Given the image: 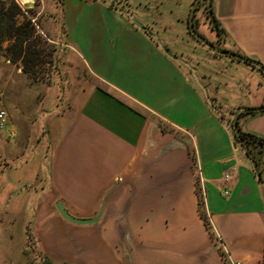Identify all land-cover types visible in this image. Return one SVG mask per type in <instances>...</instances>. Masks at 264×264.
<instances>
[{
	"label": "crops",
	"instance_id": "1",
	"mask_svg": "<svg viewBox=\"0 0 264 264\" xmlns=\"http://www.w3.org/2000/svg\"><path fill=\"white\" fill-rule=\"evenodd\" d=\"M192 1L54 0L66 107L44 112L42 140L0 138V177L24 187L30 210L16 261L7 250L1 264H264V186L231 124L236 109L264 107V77L196 42ZM209 4L224 31L218 37L202 12L211 43L264 69V0ZM244 112L240 132L264 140V112ZM58 202L76 218L101 213L72 225Z\"/></svg>",
	"mask_w": 264,
	"mask_h": 264
},
{
	"label": "rangeland",
	"instance_id": "2",
	"mask_svg": "<svg viewBox=\"0 0 264 264\" xmlns=\"http://www.w3.org/2000/svg\"><path fill=\"white\" fill-rule=\"evenodd\" d=\"M14 1L22 10L16 17V22L30 18L34 26L35 33L29 43L35 50L40 51V56L33 70L25 74L21 72L22 66L19 63L9 62L4 53L0 52V110L5 112L6 121L5 126L0 129V138L7 145H14V141L21 134H31L32 138L42 140L43 132L39 133L45 127L44 112L51 109L56 112L66 107V101L62 100L59 92L64 86L61 83L67 78V74L63 72L60 64L57 46L53 44L58 33L57 20H48L50 16L57 18L61 13L54 0H32L30 7H24L25 3L21 4L18 0ZM200 10L201 12L196 11V31L211 43L213 34L204 28L202 7ZM7 45L8 41H5L2 47ZM12 128L15 132L17 130V135H13ZM2 155L0 152V170L5 164ZM6 181L5 177H0V254L9 250L11 255L7 259L14 262L17 258V241L22 236L21 223L30 214V210L26 209L24 187H12ZM10 235L13 236L12 239ZM26 248L29 253L32 251L29 240L26 241ZM26 260L29 264H34L30 257Z\"/></svg>",
	"mask_w": 264,
	"mask_h": 264
},
{
	"label": "trees",
	"instance_id": "3",
	"mask_svg": "<svg viewBox=\"0 0 264 264\" xmlns=\"http://www.w3.org/2000/svg\"><path fill=\"white\" fill-rule=\"evenodd\" d=\"M209 5V0H199L195 8L194 17L192 19L194 27L196 28L197 25L195 21V13L202 7V12L205 16V19L209 23V28L214 31L218 37H220L224 31L214 20ZM20 13H22V10L14 0H0V52L4 53L9 62L19 63L22 66L21 72L29 74L33 70V66H35V62L40 56V51L35 50L33 45L29 43L30 38L32 37L33 33H35V29L32 22H30V18L23 19L19 23L16 22V17L19 16ZM5 41H8V45L3 48L2 44ZM196 42L200 43L197 40ZM231 60L238 61L236 59ZM53 61H55L54 57ZM251 67L257 69L264 77V74L258 68L253 66ZM261 111L264 112V110ZM246 113H251V110L244 112V114ZM240 115H242V113ZM232 136L234 141L239 144L246 157L247 155L245 153V149L242 147L241 143H244L247 146L257 165V168L259 169L258 172L260 173L261 171H264V140L258 138L256 135L242 132H239V139H237L233 133ZM194 182L199 217L204 224L203 226L205 230L212 238H214L215 235L211 229V224L203 210L204 202L200 193V186L197 176H195Z\"/></svg>",
	"mask_w": 264,
	"mask_h": 264
},
{
	"label": "water",
	"instance_id": "4",
	"mask_svg": "<svg viewBox=\"0 0 264 264\" xmlns=\"http://www.w3.org/2000/svg\"><path fill=\"white\" fill-rule=\"evenodd\" d=\"M198 2H199V0H193L192 1L191 5H190V10H189V16L187 18V28H188L189 33L193 36V38L195 40L199 41L200 43H202L204 45V47H206L212 53H214L216 55H219V56H222V57L236 59L238 61H241V63H245V64L251 65L253 67H256L264 74V69L260 66L259 63L255 62V61L248 60V59L242 57L240 54H237L235 52L224 50V49H222L220 47L215 46L213 43H210L207 40H205L204 36H202L201 34H199L196 31V29L194 28V24H193L192 18L194 17L195 8H196ZM23 6L24 7H30V6H32V2L31 3H25ZM129 19H130L131 23L133 25H135L137 28L146 31L148 33V36L152 37L155 40L157 45L161 48V50L166 54L167 57L175 59V57L172 56L171 52L166 48V46L155 35L151 34L145 26L141 25L132 16H129ZM248 110L261 111V110H264V107L253 108V109H240V108H238V109H236L234 111V113H232V121H231L232 130H233L232 133L237 139H239L238 137H239V132H240L238 124H237L238 113L243 112V111H248ZM241 145L245 149V153H246V155H247V157H248V159L250 161L251 167L253 169L252 171L254 172L257 181L262 186H264V181H262L261 178H260V175H259V173L257 171L258 170L257 169V165H256L251 153L249 152L247 146L244 143H241ZM56 210H57L58 214L64 220H66V222H68L69 224H72V225H86V226L92 225L94 222H96L98 220L99 216H100V213H101V211L99 210L98 213L93 218H90V219L76 218V217H73L70 214H68L66 209L62 206L61 202H58L56 204Z\"/></svg>",
	"mask_w": 264,
	"mask_h": 264
},
{
	"label": "built area",
	"instance_id": "5",
	"mask_svg": "<svg viewBox=\"0 0 264 264\" xmlns=\"http://www.w3.org/2000/svg\"><path fill=\"white\" fill-rule=\"evenodd\" d=\"M5 122V112L0 110V129L5 126ZM225 179H228V175H225Z\"/></svg>",
	"mask_w": 264,
	"mask_h": 264
},
{
	"label": "bare ground",
	"instance_id": "6",
	"mask_svg": "<svg viewBox=\"0 0 264 264\" xmlns=\"http://www.w3.org/2000/svg\"><path fill=\"white\" fill-rule=\"evenodd\" d=\"M21 4H24V3H31L32 0H18Z\"/></svg>",
	"mask_w": 264,
	"mask_h": 264
}]
</instances>
